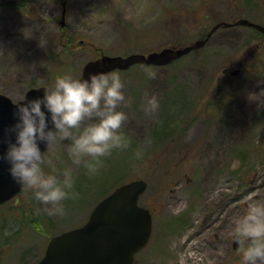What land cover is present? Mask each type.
Wrapping results in <instances>:
<instances>
[{
  "label": "rangeland",
  "instance_id": "1",
  "mask_svg": "<svg viewBox=\"0 0 264 264\" xmlns=\"http://www.w3.org/2000/svg\"><path fill=\"white\" fill-rule=\"evenodd\" d=\"M199 3L0 0V93L14 102L66 71L81 74L87 61L102 55L193 44L212 27L196 26L203 16ZM217 15L238 18L244 11ZM222 35L228 44L218 43ZM251 39L246 28H220L204 47L168 66L119 71L131 99L122 105L131 146L104 157L96 175L71 160L70 141L54 146V165L74 170L80 196L65 202L64 217L45 214L27 187L1 205L0 264H34L52 236L84 224L117 185L142 175L147 188L140 204L153 213V230L134 264H239L229 236L233 221L250 200H264V62L239 56ZM255 52L264 61V46ZM145 69L156 77L148 78ZM237 69L241 73L234 74ZM153 94L159 108L146 111ZM137 147L143 148L138 159Z\"/></svg>",
  "mask_w": 264,
  "mask_h": 264
},
{
  "label": "clouds",
  "instance_id": "2",
  "mask_svg": "<svg viewBox=\"0 0 264 264\" xmlns=\"http://www.w3.org/2000/svg\"><path fill=\"white\" fill-rule=\"evenodd\" d=\"M145 72L148 78L157 75L153 69ZM41 87L42 95L30 98L25 92L11 102L16 119L0 137V143L6 144L0 161L7 163V172L17 184L31 190V197L43 205L45 214L64 217L65 202L77 199L80 193L75 188L74 170L54 165L53 147L70 141L67 153L71 160L82 163L89 175L98 174L104 157L132 144L124 131L128 113L122 107L131 104V99L125 95V80L115 70L89 71L87 76L66 71L57 75L53 84ZM159 105L153 94L147 97L145 110L154 111ZM9 134H14V139ZM142 155L143 148L137 147L134 157ZM239 163L236 159L231 167ZM229 236L231 244L237 242L239 264H264V200L247 203L246 210L233 221Z\"/></svg>",
  "mask_w": 264,
  "mask_h": 264
},
{
  "label": "water",
  "instance_id": "3",
  "mask_svg": "<svg viewBox=\"0 0 264 264\" xmlns=\"http://www.w3.org/2000/svg\"><path fill=\"white\" fill-rule=\"evenodd\" d=\"M237 24L252 27L264 35V27L245 19L239 20ZM219 27L213 26L205 39L181 48H163L147 54L127 56L102 55L87 61L82 66L81 74L87 76L89 71H126L134 65L167 66L204 46ZM26 92L31 98L42 95L43 88H30ZM11 102L10 98L0 93V137L4 136L5 128L16 119ZM9 135L14 139V134ZM5 148L6 144L0 143V151ZM41 148L44 149L45 144L41 143ZM7 167L5 161H0V204L12 199L25 187L11 178ZM146 186L144 180L136 179L114 188L94 206L82 226L53 236L44 256L36 264H132L134 254L148 243L152 229L148 209L138 204Z\"/></svg>",
  "mask_w": 264,
  "mask_h": 264
},
{
  "label": "flooded vegetation",
  "instance_id": "4",
  "mask_svg": "<svg viewBox=\"0 0 264 264\" xmlns=\"http://www.w3.org/2000/svg\"><path fill=\"white\" fill-rule=\"evenodd\" d=\"M219 3H221L222 6H220ZM224 8H226V10H223ZM240 8H243V11H244V16H242V17L239 16L238 18H233V17H230V15H228V16H226L227 18L221 19V16L218 17V15H217V12H219V11H221V13H222L224 11H230V10H235V9H240ZM198 9L202 12L201 14L203 16H201V18H200L201 22H199L196 26H212V27L213 26H220L218 29H220V28H239V27H243V28L248 29L251 36H252V39L250 40L249 43H252V44H248V45L245 44L243 51L239 56H242V59L247 60L248 62H252V61L264 62L261 58L260 59L257 58V55L259 54V52L254 53V50L259 49V48L264 46V35L252 27H247V25L237 24V22L243 18V19H246L247 21H249V22H251L257 26L264 27V0H200V3L198 4ZM209 9L212 12H208L207 10H209ZM217 17L220 19H218L216 21ZM204 18H207V19L210 18V19H213V21L211 24H208V23L204 22ZM223 26H228V27H223ZM210 29L206 32V34L200 40H203L206 38ZM216 31H214L213 34L208 38L206 44L215 35ZM235 33H232L233 37H234ZM222 36H223L224 41L221 40L218 43L221 45L222 44H228L229 39L225 40L226 38H228V36L227 35H222ZM236 39H237V37H236ZM249 47H252V49H250ZM200 48H202V47H200ZM233 73L234 74L241 73V69H237ZM25 189H26V187H25ZM150 212H151V210H150ZM152 217H153V213H152ZM231 247H232V250L235 251V248L237 247V242L233 241L231 244ZM44 253H45V251H44ZM44 253H43V255H44ZM138 254H139V252L134 256L133 264L135 263V259H136V256ZM43 255H42V257H43ZM38 261H36V262H38Z\"/></svg>",
  "mask_w": 264,
  "mask_h": 264
},
{
  "label": "trees",
  "instance_id": "5",
  "mask_svg": "<svg viewBox=\"0 0 264 264\" xmlns=\"http://www.w3.org/2000/svg\"><path fill=\"white\" fill-rule=\"evenodd\" d=\"M139 66H140V65H139ZM139 66H138V67H139ZM141 66H143V65H141ZM133 67H134V66H133ZM147 67H152V66H143V68H147ZM131 68H132V67H131ZM171 132H172V130H171ZM144 177H145V175H142V176H140L139 178H144ZM126 182H127V181H126ZM124 183H125V182H124ZM120 184H122V183H120ZM120 184H119V185H120ZM117 186H118V185H117ZM117 186H116V187H117Z\"/></svg>",
  "mask_w": 264,
  "mask_h": 264
},
{
  "label": "bare ground",
  "instance_id": "6",
  "mask_svg": "<svg viewBox=\"0 0 264 264\" xmlns=\"http://www.w3.org/2000/svg\"><path fill=\"white\" fill-rule=\"evenodd\" d=\"M193 51H194V50H193ZM191 52H192V51H191ZM191 52H190V53H191ZM93 208H94V207H93Z\"/></svg>",
  "mask_w": 264,
  "mask_h": 264
}]
</instances>
